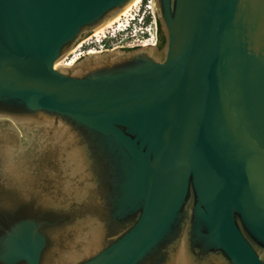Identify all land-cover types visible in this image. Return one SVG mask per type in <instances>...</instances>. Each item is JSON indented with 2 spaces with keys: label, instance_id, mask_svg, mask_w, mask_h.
<instances>
[{
  "label": "water",
  "instance_id": "1",
  "mask_svg": "<svg viewBox=\"0 0 264 264\" xmlns=\"http://www.w3.org/2000/svg\"><path fill=\"white\" fill-rule=\"evenodd\" d=\"M133 1L0 0V264H264V0Z\"/></svg>",
  "mask_w": 264,
  "mask_h": 264
},
{
  "label": "built area",
  "instance_id": "2",
  "mask_svg": "<svg viewBox=\"0 0 264 264\" xmlns=\"http://www.w3.org/2000/svg\"><path fill=\"white\" fill-rule=\"evenodd\" d=\"M152 3L153 0H147V3L144 5L145 11L151 13V20H149L148 23L145 15L139 18L134 16L130 17L126 19V24L114 21L112 24H109L105 30H102L101 33H91L85 41L86 49L80 54L86 55L90 52L94 53L114 49L119 46V44L115 45L116 42L121 43L131 36H137V42H127L126 45L121 44V46L127 48L138 45H155L157 41V23ZM140 26L141 28L144 27L145 30H142L141 33L138 34L137 27L140 28ZM79 57H81V55Z\"/></svg>",
  "mask_w": 264,
  "mask_h": 264
},
{
  "label": "rangeland",
  "instance_id": "3",
  "mask_svg": "<svg viewBox=\"0 0 264 264\" xmlns=\"http://www.w3.org/2000/svg\"><path fill=\"white\" fill-rule=\"evenodd\" d=\"M147 3V0H143L142 2L137 3L136 5H132L130 4L125 10H123L120 14H118L114 19H112L108 24H112L114 21H119L122 22L123 24H126V19L130 18V17H136L139 18L143 15H145V18L147 20V23L149 22V20H151V13L148 11H145V4ZM121 17V18H119ZM106 28H104L103 30H105ZM138 29V34L141 33L142 30H145L144 27L140 28L137 27ZM94 33V32H93ZM98 33H101L98 32ZM130 34V33H129ZM90 35V34H89ZM88 35V36H89ZM94 37V36H93ZM137 36H131L130 38L122 41L121 43L116 42V44H124L126 45L127 42H137ZM83 39H81L77 45L70 51L68 52L64 57H62L58 62L57 65H70V63H74L78 58H80L79 56H83L82 54H80L81 52H83L86 49V44L85 42L83 43ZM82 44V46L78 47L79 44ZM78 47V48H77Z\"/></svg>",
  "mask_w": 264,
  "mask_h": 264
},
{
  "label": "trees",
  "instance_id": "4",
  "mask_svg": "<svg viewBox=\"0 0 264 264\" xmlns=\"http://www.w3.org/2000/svg\"><path fill=\"white\" fill-rule=\"evenodd\" d=\"M158 24H159V45L164 46L166 44V36L161 29L160 21L158 22ZM128 50H130V49H128Z\"/></svg>",
  "mask_w": 264,
  "mask_h": 264
},
{
  "label": "flooded vegetation",
  "instance_id": "5",
  "mask_svg": "<svg viewBox=\"0 0 264 264\" xmlns=\"http://www.w3.org/2000/svg\"><path fill=\"white\" fill-rule=\"evenodd\" d=\"M157 19H158V18H157ZM158 22H159V19H158ZM161 29H162V28H161ZM158 35H159V24H158ZM87 37H88V36H87ZM87 37H85V38L83 39V40H84L83 43L86 41V38H87ZM83 43H81V45H78V47L82 46ZM85 43H86V42H85ZM78 47H77V48H78ZM116 48L124 49L125 47L119 45V46H117ZM116 48H114V49H116ZM136 48H138V47L131 48V49H136ZM156 48H158V49L162 48V46L159 45V42L157 43ZM125 49H126V48H125Z\"/></svg>",
  "mask_w": 264,
  "mask_h": 264
},
{
  "label": "bare ground",
  "instance_id": "6",
  "mask_svg": "<svg viewBox=\"0 0 264 264\" xmlns=\"http://www.w3.org/2000/svg\"><path fill=\"white\" fill-rule=\"evenodd\" d=\"M142 0H134L131 4L132 5H136L137 3H139V2H141ZM130 5V4H129ZM128 5V6H129ZM110 22V21H109ZM108 22V23H109ZM108 23H106V24H104L102 27H100V28H98L96 31H94V33H98V32H100V31H102L104 28H106L109 24ZM90 53H93V52H90ZM70 65H72V63H70Z\"/></svg>",
  "mask_w": 264,
  "mask_h": 264
}]
</instances>
